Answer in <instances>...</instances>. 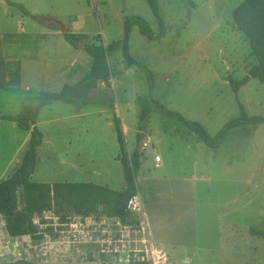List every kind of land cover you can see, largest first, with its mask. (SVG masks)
Returning a JSON list of instances; mask_svg holds the SVG:
<instances>
[{
    "label": "rangeland",
    "instance_id": "1",
    "mask_svg": "<svg viewBox=\"0 0 264 264\" xmlns=\"http://www.w3.org/2000/svg\"><path fill=\"white\" fill-rule=\"evenodd\" d=\"M41 1L43 10L61 12L64 17L95 11L100 33L108 43L124 35L125 20L133 16L145 18L156 33L160 30L146 0ZM242 1L158 0L168 31L165 45L169 47L163 50V44L148 39L137 25L130 33L131 55L154 73L151 89L145 70L128 68L119 48L109 56L113 70L110 85L103 84L94 93L96 116L85 115L79 131H64L65 135L63 131H43L48 141L37 148L32 181H93L116 190L126 186L122 160H129L140 133L142 164L137 176L138 194L133 198L140 209H131L125 221L108 216L103 204L89 216L72 215L69 210L61 211L68 213L62 219L55 213L60 217L57 220L46 219L44 214L52 216L54 211L45 210L48 213L35 218L42 239L29 235L9 238L0 215V235L11 248L2 264H132L141 257L139 249L148 230L154 248L161 250L156 252L159 264H194L195 258V264H205V260L209 264H264V238L251 233V228L264 230V125L238 126L218 148L199 141L194 133L158 110L138 129V99L149 93L186 118H201L198 120L211 134L239 115L240 106L227 78L244 77V70L253 63L248 39L231 18V11ZM210 5L214 18L205 14ZM50 6L59 11H51ZM214 12L223 15L220 25L213 22L217 17ZM205 34L208 37L202 47L211 52L207 57L162 53L171 51L170 46L188 48L187 43ZM148 43L152 44L146 48ZM154 45L161 48L160 52ZM84 46L74 48L88 58ZM203 58L207 60L202 62ZM239 98L250 115H264L263 81L254 79ZM115 119L122 130L124 148ZM24 136L25 131H15L9 121H0V176L13 170L14 166L7 164ZM145 141L149 146L143 149ZM28 145L20 149L21 153ZM155 153L163 159L158 168ZM47 222H57V229L64 233L46 226ZM173 250L184 257L178 258Z\"/></svg>",
    "mask_w": 264,
    "mask_h": 264
},
{
    "label": "trees",
    "instance_id": "2",
    "mask_svg": "<svg viewBox=\"0 0 264 264\" xmlns=\"http://www.w3.org/2000/svg\"><path fill=\"white\" fill-rule=\"evenodd\" d=\"M159 23V32L156 33L149 21L142 16H133L125 20L124 35L121 39L113 40L107 44L103 42L102 35L96 34L86 42L84 49L92 59L90 72L82 76L75 84H66L57 92H46L38 97L27 99L23 102L21 111L15 115H7L0 118L14 120L21 129H31V137L28 148L22 158L20 166L8 178L0 181V215L5 220L6 230L11 236L29 235L34 239H42L44 236L39 230L33 218L42 215L45 210L52 209L62 219L71 211L72 215L89 216L94 214L100 204L107 208V215L117 217L122 221L131 215L129 203L138 194L137 176L141 169V152L138 143L141 134H137V145L132 151L129 160H122L126 186L122 190H116L108 186L100 185L93 181H56L37 182L32 181L38 154L37 148L44 142V133L37 125L38 115L42 107L56 100H73L79 105L92 97L99 86L104 83L109 86L112 67L109 56L121 48L127 66H136L145 70L148 78V86H153L154 73L140 60L133 57L129 51V38L133 25H137L140 32L150 40H162L167 34V26L161 14L158 0H146ZM10 2V1H9ZM13 4V2H10ZM20 8L23 9L21 6ZM232 16L238 29L248 39L251 52L256 62L250 67L249 72L242 78L228 75V82L234 92L235 100L240 106L238 116L230 118L215 133L211 134L199 120L188 119L178 110L170 109L155 99L150 93L139 97L140 111L138 116V129L148 120L152 112L158 110L165 116L174 119L186 129L197 136L211 148H218L227 140L234 128L246 124L258 125L264 123V115H250L245 105L241 102L238 92L251 78L264 81V0H243L232 11ZM66 39L74 46L79 47L81 37L77 34L65 33ZM83 38V37H82ZM117 122L116 131L121 138L120 146L124 148L122 130ZM20 203L23 205L20 207ZM251 233L264 238V230L251 228ZM0 264H2L0 262ZM25 264H38L26 261ZM132 264H148L141 259H133Z\"/></svg>",
    "mask_w": 264,
    "mask_h": 264
},
{
    "label": "crops",
    "instance_id": "3",
    "mask_svg": "<svg viewBox=\"0 0 264 264\" xmlns=\"http://www.w3.org/2000/svg\"><path fill=\"white\" fill-rule=\"evenodd\" d=\"M9 1L13 2V4ZM28 1H30V4ZM50 4L54 3L51 2ZM20 6L27 12H24ZM54 6L57 7V5ZM54 6H50V10L59 11L58 8L54 9ZM201 6L207 8L206 5ZM144 11H146V9ZM213 11L214 8L210 5L209 12L205 11V14L211 13L210 17L214 18ZM60 13L61 12L43 10L41 0H0V117L15 115L25 100L41 95L42 91L57 92L66 84H75L82 76L90 72L92 59L90 56L87 58L79 51H76V47L74 48L66 39L65 33L61 30L60 22L67 27L68 32L85 37L84 41L87 42L96 34H101L100 19L98 20L95 11L92 13H88L87 11L86 13L80 12L79 15H69L66 17ZM215 14L217 17L213 19V22L216 20L218 24L221 23L223 21V15H217V12ZM231 18L233 19V16H231ZM135 27L137 26L132 28L131 34ZM131 34L129 38L130 53L132 52ZM207 37L208 35L205 34L193 40L191 43H187V45L190 44L189 47L187 46L188 48L178 49L170 46L169 50L171 51H164L162 53L163 55H175V53H178L181 55L186 54L187 56L194 54L196 56L207 57L211 52H209L207 48L204 49L202 47V45L204 46L203 41ZM103 38L102 36V39ZM167 38L168 31L167 35L162 40L151 41L163 44L160 47L165 50L168 46L165 45ZM103 41L105 44L108 43L104 39ZM148 44L149 45H145L146 48L152 43ZM154 47L160 52L161 48L159 49L158 45H154ZM234 47L236 48L237 46L235 45ZM234 47H231V49ZM173 49H175V51H172ZM152 50L153 49H150V53H153ZM252 57L253 63L251 66L256 62L253 54ZM206 60L203 58L201 61L205 62ZM85 61L88 66L85 65ZM251 66H249L247 71L244 70L242 76L248 74ZM254 79L256 78H251L245 85L240 87L238 92L239 97L242 96L244 90L250 89V84ZM103 84L104 83L101 85ZM95 97L96 96L93 94L92 97L84 101L82 105L77 104L73 100H56L49 105H45L41 108L38 115V127L42 131H63L62 135H65L64 131H79L81 119L86 118L85 115H91L93 118L96 116L95 107L97 98ZM191 119L200 120L201 118L192 117ZM2 120L9 121L10 127L15 131H25V136L7 164V167H9L10 164L13 165V170H11L10 174H6L7 171H4L2 176H0V181L10 177L20 166L25 153L24 151L21 153L20 149L28 145L31 137V129H21L14 120L0 118V121ZM258 125H264V123ZM47 141V137L44 136V142L39 147L43 146ZM19 153H21V155H19ZM35 172L36 169L31 176V180ZM7 236L9 238L15 237L9 235L8 232ZM25 236L26 235L17 237L22 238ZM9 244H5L4 235H0L1 263L2 259L5 258L4 254L11 252V248L8 247ZM175 251L176 250H173L175 256L178 258L184 257L182 253ZM190 258L193 259L194 256H190ZM195 260L193 261L194 264ZM204 262L205 264H209V260H205Z\"/></svg>",
    "mask_w": 264,
    "mask_h": 264
},
{
    "label": "built area",
    "instance_id": "4",
    "mask_svg": "<svg viewBox=\"0 0 264 264\" xmlns=\"http://www.w3.org/2000/svg\"><path fill=\"white\" fill-rule=\"evenodd\" d=\"M149 146V144H148V142L147 141H145L144 142V144H143V149H146L147 147ZM154 160H155V167H160L161 165H162V158H161V156L159 155V154H155L154 155ZM134 198V197H133ZM133 198L131 199V201H130V203H129V208L130 209H140L139 207H136V205H134L135 203H134V200H133ZM134 206V207H133ZM47 211H49L50 213H52V210L50 211V210H47ZM47 211H44L43 213H48ZM55 214V212H53L52 213V216H49L48 214H44V217L47 219V218H53L54 220H57L58 218H60L58 215L56 216V215H54ZM43 215V214H42ZM42 215H38V214H36V216L33 218V220H34V222L38 225V224H40V223H38V221L37 220H35V218L36 217H38V219L40 218V216H42ZM46 224V226H52V227H54V228H56V230H57V232H60L61 234H63L64 233V231L63 230H58L57 229V227L56 226H58L57 224V222H54V223H45ZM50 224V225H49ZM39 226V225H38ZM148 237H149V231H148V233H147V238L146 239H144V241H142V243H143V245H142V247H141V249H139L140 250V252H141V257L140 258H137V259H141V260H145V261H147L148 262V264H159V262L160 261H158L157 259H156V252H161V250L160 249H158V248H154V244H153V242L152 241H150V237H149V239H148ZM160 257V256H159ZM163 257H164V255H163ZM165 260L166 261H168V257H167V255L165 256ZM187 264V263H186Z\"/></svg>",
    "mask_w": 264,
    "mask_h": 264
},
{
    "label": "water",
    "instance_id": "5",
    "mask_svg": "<svg viewBox=\"0 0 264 264\" xmlns=\"http://www.w3.org/2000/svg\"><path fill=\"white\" fill-rule=\"evenodd\" d=\"M60 25H61V30H62L64 33H67V32H68L67 27H66L63 23H61V22H60ZM85 44H86V41H79V45H80V47H83V45H85Z\"/></svg>",
    "mask_w": 264,
    "mask_h": 264
}]
</instances>
